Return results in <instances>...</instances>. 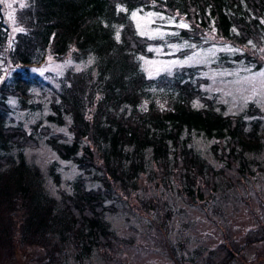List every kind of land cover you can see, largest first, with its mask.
<instances>
[{
    "label": "trees",
    "instance_id": "1",
    "mask_svg": "<svg viewBox=\"0 0 264 264\" xmlns=\"http://www.w3.org/2000/svg\"><path fill=\"white\" fill-rule=\"evenodd\" d=\"M26 1L16 17L21 31L12 33L0 19L1 250L12 254L18 244L38 250L43 264H66L69 255L83 264L110 254L120 242H132L131 236L118 235L110 221L114 216L140 219L148 213V226L167 229L176 198L207 216L221 215L237 186L245 189L248 180L264 175V110L248 102L229 113L228 101L202 87L207 81L193 68L181 70V77L154 80L139 65L158 48L166 51L167 43L184 41L202 48L227 45L214 56L227 71L259 69L264 0ZM133 11L182 17L186 26L147 39L137 35ZM39 49L41 58L35 60ZM45 58L89 64L65 71L49 95L46 125L26 131L9 123V99L18 110H33L39 98L34 90L49 87L32 73ZM156 83L165 88L163 108L146 100L149 85ZM143 100L145 110L139 108ZM50 124L64 131L53 132ZM40 142L57 155L46 176L24 155ZM59 161L76 170L67 190L61 187ZM46 177L56 196L45 189ZM260 242L264 224L238 248L225 241L214 264H237L246 246Z\"/></svg>",
    "mask_w": 264,
    "mask_h": 264
},
{
    "label": "rangeland",
    "instance_id": "2",
    "mask_svg": "<svg viewBox=\"0 0 264 264\" xmlns=\"http://www.w3.org/2000/svg\"><path fill=\"white\" fill-rule=\"evenodd\" d=\"M27 5L26 0H3V3H0V19H4L12 27V33L21 31L23 27L21 19L16 17ZM130 17L137 35L153 40L169 36L172 31L175 33L178 28L186 26L181 20L182 17L174 20L173 17L160 12L133 11ZM211 36L212 40L217 41L216 37ZM202 47L184 41L167 43L166 51H161L160 48L154 50L156 56L142 57L139 65L145 76L154 80L171 78L174 75L181 77L179 73L181 70L193 68L195 76L205 78L207 81L202 87L218 92L221 99L228 101L229 113L238 111V108L248 102L255 103L264 110V63L254 71L240 69L227 71L214 58L217 51L227 50V45L217 43L210 45L209 48ZM184 49L187 50L184 52ZM180 50L183 52L181 56H179ZM40 54L39 49L35 60L41 58ZM88 64V61L82 63L70 58L63 61L45 58L44 62L33 68L32 73H36L43 81L47 80L49 87H42L41 91L34 90L39 98H34L37 103H32L33 110L27 108L18 110L15 107L16 100L11 96L9 106L12 111L9 115V123L20 124L26 131L32 129L36 123L37 126L46 125L45 115L49 112V101H51L49 95L58 88L65 71H81ZM156 84L149 85L146 100H151L158 107L163 108L165 88L164 85ZM146 100L139 105L141 110L146 109ZM49 127L53 128L51 129L53 132L64 131V127L51 124ZM24 155L26 161L38 165L44 176L49 162L57 158L56 152L42 142L38 148L26 150ZM59 164L61 187L67 190L65 184L76 175V170L65 162L59 161ZM247 184L245 189L237 186L236 197L225 200L221 215L207 216L196 204H185L176 198L174 201L176 214L172 215L167 229L159 228L156 223L148 226V220L144 218L146 214L148 219H152L148 213L142 214L143 218L140 219L127 213L114 216L110 221L118 235L131 236L132 242H120L110 254L104 257L100 254L83 264H203L210 261L214 264L224 254L223 250L219 249L220 245L230 240L238 248L244 244L249 234L258 231L264 224V175L248 180ZM44 186L48 193L56 196L53 181L46 177ZM247 195L249 200L246 198ZM215 221H219L220 224H216ZM243 253L244 259L238 260L237 264H264V242L246 246ZM41 255L38 250L21 249L17 244L12 254L0 249V264H43V260H40ZM68 257L66 264H81L74 261L70 255Z\"/></svg>",
    "mask_w": 264,
    "mask_h": 264
},
{
    "label": "snow or ice",
    "instance_id": "3",
    "mask_svg": "<svg viewBox=\"0 0 264 264\" xmlns=\"http://www.w3.org/2000/svg\"><path fill=\"white\" fill-rule=\"evenodd\" d=\"M0 3H3V0H0ZM117 39H119V34L117 33Z\"/></svg>",
    "mask_w": 264,
    "mask_h": 264
},
{
    "label": "bare ground",
    "instance_id": "4",
    "mask_svg": "<svg viewBox=\"0 0 264 264\" xmlns=\"http://www.w3.org/2000/svg\"><path fill=\"white\" fill-rule=\"evenodd\" d=\"M15 17V16H14ZM16 20V18H14Z\"/></svg>",
    "mask_w": 264,
    "mask_h": 264
}]
</instances>
